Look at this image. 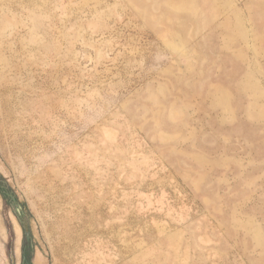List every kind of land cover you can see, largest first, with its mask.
I'll return each mask as SVG.
<instances>
[{
  "label": "rangeland",
  "instance_id": "obj_1",
  "mask_svg": "<svg viewBox=\"0 0 264 264\" xmlns=\"http://www.w3.org/2000/svg\"><path fill=\"white\" fill-rule=\"evenodd\" d=\"M0 174L34 264H264V0H0Z\"/></svg>",
  "mask_w": 264,
  "mask_h": 264
},
{
  "label": "trees",
  "instance_id": "obj_2",
  "mask_svg": "<svg viewBox=\"0 0 264 264\" xmlns=\"http://www.w3.org/2000/svg\"><path fill=\"white\" fill-rule=\"evenodd\" d=\"M0 198L5 209L12 210L22 231L20 244V262L19 264H34L33 259L36 250V242L34 240L31 219L32 213L29 210L27 202L19 198L15 189L9 184L7 179L0 174ZM9 231V239L7 242V256L9 264H15L13 255V236L12 227L6 222Z\"/></svg>",
  "mask_w": 264,
  "mask_h": 264
},
{
  "label": "crops",
  "instance_id": "obj_3",
  "mask_svg": "<svg viewBox=\"0 0 264 264\" xmlns=\"http://www.w3.org/2000/svg\"><path fill=\"white\" fill-rule=\"evenodd\" d=\"M33 263H34V261H33Z\"/></svg>",
  "mask_w": 264,
  "mask_h": 264
}]
</instances>
